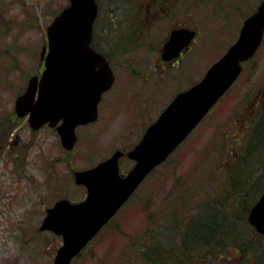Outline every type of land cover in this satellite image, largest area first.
<instances>
[{
  "label": "rangeland",
  "instance_id": "rangeland-1",
  "mask_svg": "<svg viewBox=\"0 0 264 264\" xmlns=\"http://www.w3.org/2000/svg\"><path fill=\"white\" fill-rule=\"evenodd\" d=\"M260 1L97 0L91 45L106 56L116 80L99 104L98 118L77 127L76 144L68 150L55 127L33 129L28 116L16 113L15 102L44 68L47 26L70 1L0 0V264L53 263L62 236L40 226L58 199L85 197L73 172L95 166L116 149L132 148L174 96L200 81L236 41ZM178 26L198 35L171 64L161 51ZM263 120L264 39L191 135L71 264H264L248 229L224 238L208 232L228 225L224 205L215 204L218 192L228 185L240 146ZM258 153L263 164L255 165V159L246 171L254 174L253 186L264 173L259 137L249 160ZM121 162L123 172L133 164L128 157ZM259 188L258 198L264 191ZM244 236L257 247H247ZM256 238L263 241L264 235Z\"/></svg>",
  "mask_w": 264,
  "mask_h": 264
},
{
  "label": "water",
  "instance_id": "water-1",
  "mask_svg": "<svg viewBox=\"0 0 264 264\" xmlns=\"http://www.w3.org/2000/svg\"><path fill=\"white\" fill-rule=\"evenodd\" d=\"M47 26V45L41 51L44 69L33 75L24 93L16 98L19 116L28 115L33 129L55 126L62 145L71 150L76 128L98 117V104L115 75L106 57L91 45L98 16L97 0H69ZM196 36L187 27L171 30L162 58H177ZM264 38V0L244 21L238 38L214 62L203 78L179 92L158 118L148 126L141 141L128 153L135 165L120 173L117 150L96 166L74 171L75 182L87 188L86 198L58 200L47 209L41 230H52L63 242L52 264H70L108 223L145 177L162 163L193 131L216 102L232 87L244 62L258 51ZM248 220L264 235V191L251 207Z\"/></svg>",
  "mask_w": 264,
  "mask_h": 264
},
{
  "label": "trees",
  "instance_id": "trees-1",
  "mask_svg": "<svg viewBox=\"0 0 264 264\" xmlns=\"http://www.w3.org/2000/svg\"><path fill=\"white\" fill-rule=\"evenodd\" d=\"M263 129H264V120L259 125L254 126V131H253L254 133L252 132V134H250L249 137L245 139L244 143L240 146L239 155L234 158V162L232 163V168L230 169L229 172L227 187L225 189L221 188L220 191L218 192L219 194V196H217L218 203L215 204H217L218 206H220V204L224 205L225 209L221 208V210L223 211V215H224L223 219H225V223H227L228 225L224 228H218V229L209 228L208 231L209 233L213 232V234L219 233L221 234V237L224 238L225 233H230L229 235L233 233L236 234L239 232V228L241 227L246 228L248 229V231L252 232L250 236L251 235L254 236V238L257 239V241L260 244V247H257L252 242V240L251 241L248 240V236H244V238L246 237L247 239V240L245 239V243L247 244V247L249 248L257 247L259 249H262V251L257 253V254H261L262 256L264 255V240L261 241L260 238H256V236L261 234H259L256 231V229L250 225V222L247 219L246 214L247 211L252 206L251 204L256 202L258 198L257 196L260 193V189H261L259 188V185L262 184V187H264V180H263L264 173H260L259 177L261 179L259 181L255 180L257 186H253L250 185V181L254 179L253 178L254 174L253 172H249L248 174H246V171L248 168L251 167L252 164H254L255 159L257 160L255 165L256 164L258 165L260 163L263 164V161L260 158L259 153L258 155L253 156L251 160H249L251 155H248V153L250 152V148L252 147V144L257 139V137H259L260 139L262 138V144H263L264 141V131H262ZM258 143L259 141L256 143V149ZM242 182H244L243 186L241 184ZM199 201H203V199H199ZM231 224H233V226H231ZM211 243L212 242H210L209 244Z\"/></svg>",
  "mask_w": 264,
  "mask_h": 264
},
{
  "label": "flooded vegetation",
  "instance_id": "flooded-vegetation-1",
  "mask_svg": "<svg viewBox=\"0 0 264 264\" xmlns=\"http://www.w3.org/2000/svg\"><path fill=\"white\" fill-rule=\"evenodd\" d=\"M164 1H168V2H172V1H174V0H164ZM178 27H187V26H178ZM197 33H198V31H197ZM196 35H198V34H196ZM169 36V35H168ZM168 39V38H167ZM165 62H168V63H171V64H174L175 62H177V60H173V61H165ZM17 113V112H16ZM131 149V148H130ZM117 150V149H116ZM123 151H124V155L119 159V163H120V167H121V164H122V162H121V160L124 158V157H128L127 156V152L129 151V149H122ZM130 160H132V159H130ZM133 161V160H132ZM135 162L133 161V164H134ZM133 164H132V166H133ZM131 166V167H132ZM131 167L127 170V171H129L130 169H131ZM122 171V170H121ZM123 172V171H122ZM124 174L126 173V172H123ZM79 185H81V184H79ZM81 186H83L85 189H86V187L84 186V185H81ZM84 199V198H83ZM82 200V199H81ZM49 207H47V209H48Z\"/></svg>",
  "mask_w": 264,
  "mask_h": 264
}]
</instances>
